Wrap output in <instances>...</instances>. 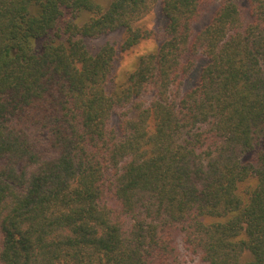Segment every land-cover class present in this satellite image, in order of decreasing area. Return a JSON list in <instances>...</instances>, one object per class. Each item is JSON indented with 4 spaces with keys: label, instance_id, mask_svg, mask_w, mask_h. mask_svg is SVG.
Segmentation results:
<instances>
[{
    "label": "trees",
    "instance_id": "obj_1",
    "mask_svg": "<svg viewBox=\"0 0 264 264\" xmlns=\"http://www.w3.org/2000/svg\"><path fill=\"white\" fill-rule=\"evenodd\" d=\"M158 1L0 0V264H264V0H160L118 81Z\"/></svg>",
    "mask_w": 264,
    "mask_h": 264
},
{
    "label": "rangeland",
    "instance_id": "obj_2",
    "mask_svg": "<svg viewBox=\"0 0 264 264\" xmlns=\"http://www.w3.org/2000/svg\"><path fill=\"white\" fill-rule=\"evenodd\" d=\"M95 1L102 7V9H107L113 0ZM218 5L219 1L216 0L209 2L204 7V12L201 19L195 24L196 28L201 29L210 22L212 15L217 9ZM91 16L92 13L90 11H83L78 17V22L84 23ZM140 24L148 28L151 31V35L147 38L142 39L137 45H135L130 50L120 53L118 59L116 60L115 68L118 81H122L125 79L127 73L137 65L142 55L156 51L159 48L161 42L165 39V27L167 24V19L163 13L162 3L160 0L152 6L148 13L140 21ZM124 35L125 31L124 29H121L110 34L102 35L98 38H90L87 40V42L90 50L92 52H97L101 48V46L106 44L108 41L121 42ZM206 62L207 59L205 57L202 56L198 58V62L195 69L189 74L186 80V85L188 87L194 85L197 82L201 68ZM255 181L256 180L252 178L248 181L243 182L241 184V189L245 190L250 184H255ZM177 245L186 259H188L189 261L195 260L193 259V256L188 254L185 250L182 241V236L180 234L177 237ZM246 257L248 258L249 254H246ZM196 261H198L197 258Z\"/></svg>",
    "mask_w": 264,
    "mask_h": 264
}]
</instances>
